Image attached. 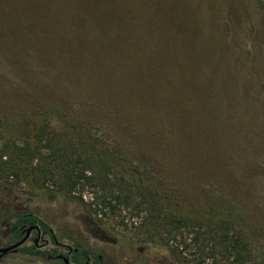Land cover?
<instances>
[{
  "label": "rangeland",
  "instance_id": "obj_1",
  "mask_svg": "<svg viewBox=\"0 0 264 264\" xmlns=\"http://www.w3.org/2000/svg\"><path fill=\"white\" fill-rule=\"evenodd\" d=\"M123 4L124 0H0L4 241L8 243L14 215L31 212L52 228L59 242L99 250L105 264H264V0L127 2L124 17L133 20L143 42H150L149 47L143 43L145 48L89 47L90 31L77 37L69 24L94 18L104 26L101 9L114 7L118 13ZM156 41L160 48L150 50ZM106 49L111 56L123 54L126 62L139 59L145 67L137 65L134 75L135 70L114 56L112 63L105 62ZM145 50L153 53L142 55ZM35 58L39 60L34 62ZM166 64L178 70L174 78L162 73ZM132 77L144 84L150 79L173 84L185 79L194 89L211 81L220 84V96L235 90L236 101L257 96L254 114L244 106L238 108L249 124V139L243 133L245 142L240 143L242 139L238 142L226 130L201 124L200 117L187 111L169 117L148 115L145 108L147 115L134 112L136 117H128L123 125L117 120L105 134L126 153L128 146L134 150L136 146L129 140L130 130L135 140L141 138L146 118L168 122L171 134L178 137L175 170L159 173L161 159L148 160L140 149L131 160L122 155L117 161L120 173L110 172L105 180H90V173L79 179L78 173H70L68 142L55 139L49 144L53 129L42 135L40 125L37 131L31 128L32 121L41 124L43 117L38 111L39 89L31 82L40 81L46 92V84H62L67 93L61 90L59 95L65 99L69 86L80 96L92 92L111 98L113 84ZM235 78L242 82L238 88L228 84ZM74 101L69 99L76 109L79 104ZM98 115L94 112L95 118ZM107 115L111 117V112ZM84 118L80 113L75 120L80 123ZM93 128L83 130L82 136L102 138V131ZM70 183H76L72 193ZM0 264L64 263L17 253Z\"/></svg>",
  "mask_w": 264,
  "mask_h": 264
},
{
  "label": "trees",
  "instance_id": "obj_2",
  "mask_svg": "<svg viewBox=\"0 0 264 264\" xmlns=\"http://www.w3.org/2000/svg\"><path fill=\"white\" fill-rule=\"evenodd\" d=\"M131 1L133 0H124V4L120 6L118 13L113 11L114 7H103L101 9V14L107 21L104 26H102V23L98 22L100 20H95L94 18L87 19L83 24L75 23L74 20H71L69 24H71V28L77 37H79V34L90 31L89 34L93 38L91 42L87 43L89 47L96 48V46H100V48L115 49L120 48L121 45L123 48L136 46L145 48L146 43L147 47H149L150 42L148 40L145 42L142 41V33L138 31L139 28L135 27L133 20L128 16L124 17L126 13L124 11L126 4ZM131 4L134 6L133 3ZM132 31H135L136 35H133ZM25 36L23 37L24 42ZM26 37L28 40L29 37ZM118 44L119 47L117 46ZM30 48L34 47L31 46ZM156 48H160L159 45H157V41L150 50L154 51ZM150 53L153 52L145 50L142 55H149ZM101 55H103L102 50ZM106 55H109V58H107ZM113 56L118 62H122L123 64L126 63L125 66H128L131 71L135 70L134 75H136L137 72V65L141 68L145 67L144 63L139 62V59H134L136 56L133 57L135 61L126 62L123 54L113 53L111 56L110 51L108 49L105 50V62L112 63ZM36 59L39 60L35 58L34 62H36ZM42 67L45 70L47 69L46 64ZM162 73L168 78H174L179 72L173 65L166 64V66L163 67ZM241 83L240 78H235L228 82L232 88H238L242 85ZM31 84L37 90L39 89V100L42 102V105L38 111L43 117L41 124L32 121V127H30L32 130L37 131L40 125L42 135L51 133L49 130L53 129L55 132H52V137L48 139L47 142H49V144L54 143L53 140L55 139L62 143H64V141L68 142L65 146V151H70V154L66 152L69 157L70 173H78L79 176L77 177L79 179L87 178L86 175L90 173L89 175L91 176L88 178L90 180H100L101 178L105 180L110 172L120 173L122 172V170H120L122 166L118 165L117 161H121L120 158L122 155L124 154L125 157L129 155V160H131L140 149L144 150L143 154H145L148 160L161 159L162 166L159 167L157 165L159 173L175 170L172 165L174 164V158L178 155L176 153L177 136L171 134L169 129L170 124L168 122L163 121L159 123L146 118V126H148L150 130L145 126L140 136L141 138L138 140H135V135L130 130L129 140L136 146L135 150L132 149L131 146H128L127 148L129 151L125 149L126 153H121L118 149L119 144L114 145V140L112 142L110 137H107L105 133L111 131L114 124L120 123L123 125L126 124L132 116L136 117L137 114H134V112H142L143 115H147V113H143L146 108L145 112H148V115L166 114L170 117L182 111H187L192 117H200L201 124L203 123L204 125L210 126V128H217L218 131L226 130L230 136L234 137L239 142L243 137V133L245 135L244 138L249 139L251 130H249V124H247L245 118L239 115L241 111H239L238 108L241 106L249 108L253 111L251 114H254V111H256L254 100L257 99V96H250L251 99L247 98L249 101H236L238 99L236 97L238 93L235 90L234 92L236 94L230 91L229 93H225L227 96H220L217 93L220 84L211 83V81H202L203 87L194 89L185 79H180L177 84L162 80L156 83L150 79L149 84H144L138 77H132L131 79H126V81L118 80L116 84H113L114 93L111 98H103V96L101 97V95L96 93L93 94L92 92H87L85 95L80 96L75 88L69 86L70 94L66 96V99L60 96L61 92L59 91L61 90L64 92V95L67 93V88L62 84H46V88L49 92L41 88V82L38 80L32 81ZM252 88L253 92L257 94L255 87ZM198 91H200L199 93L201 94L199 98ZM69 99H75L74 102L75 104H79L77 108L80 109L77 110V108L75 109L71 106L72 103L69 102ZM109 105L113 112L109 109ZM78 111L84 114L85 117V120L80 121V123L75 120V117L80 114ZM96 111L99 112L98 118L94 116V112ZM109 112H111V117L107 115ZM247 120L250 122L249 119ZM172 125H176V122L172 123ZM90 126H94V130L97 129L96 133L102 131V138H98L95 134L83 137V130H87ZM210 128L208 131H213ZM89 130L92 131V129H88L87 131L90 132ZM164 131L165 134L163 133ZM71 134H76L77 137L73 135L70 136ZM184 135L187 137L186 134ZM244 138L240 140V143L245 142ZM42 141L44 140L40 139V142ZM98 145L103 147L99 148ZM68 187L70 193H72L76 188V183H70ZM127 187L132 189L130 185ZM12 220H14V222L11 223L10 229L14 241L21 238V227L38 224L44 231L48 232L50 229L48 224L31 212L15 214ZM77 249L78 253L73 257V261L76 263L85 261L82 257L83 255L95 256L99 254L97 250L92 248L77 247ZM21 252L27 255L42 257L46 256L48 253L38 250L35 245L25 246L21 249ZM234 252L237 253V250L235 249ZM174 253L176 254L175 251Z\"/></svg>",
  "mask_w": 264,
  "mask_h": 264
},
{
  "label": "flooded vegetation",
  "instance_id": "obj_3",
  "mask_svg": "<svg viewBox=\"0 0 264 264\" xmlns=\"http://www.w3.org/2000/svg\"><path fill=\"white\" fill-rule=\"evenodd\" d=\"M10 225L11 224H9V228H8V232H9L8 243L4 241V236L0 232V248H6L8 246H11L13 244L20 242L26 235L25 230L31 226H34V225H31L28 227H21V234H20L21 238L19 240L14 241L12 239ZM35 225H38V224H35ZM39 227H40V231H37V230L32 231L26 243L22 247H20L17 251H11L8 254L4 255L3 257H0V263L10 254L22 253L21 249L23 247L35 245L38 250L42 252H48L46 256H43V257L41 256L43 259L48 260V261L60 260L64 264H67L66 263V259H67L70 264H105L103 253L99 250H97L99 254L95 256L94 255H89V256L83 255L82 257L83 259H85V261L82 263L74 262L73 257L75 254L78 253L77 247L79 246L72 247L70 245L61 243L55 237V233L52 230V228H50L49 231L47 232V231H44L41 226ZM40 240L44 241L42 245H40L39 243ZM0 256H1V253H0ZM28 256H33V255H28Z\"/></svg>",
  "mask_w": 264,
  "mask_h": 264
},
{
  "label": "water",
  "instance_id": "obj_4",
  "mask_svg": "<svg viewBox=\"0 0 264 264\" xmlns=\"http://www.w3.org/2000/svg\"><path fill=\"white\" fill-rule=\"evenodd\" d=\"M34 230L40 231V227L38 225H34V226H31V227L27 228L25 230L26 235L20 242H18L16 244H13L11 246H8L6 248H0V253H1L0 257H3L4 255L8 254L11 251H17L20 247H22L26 243V241L28 240L30 234ZM66 263L70 264L67 259H66Z\"/></svg>",
  "mask_w": 264,
  "mask_h": 264
}]
</instances>
